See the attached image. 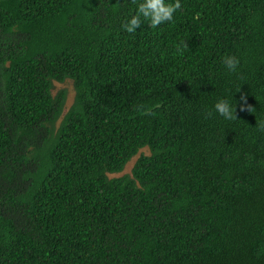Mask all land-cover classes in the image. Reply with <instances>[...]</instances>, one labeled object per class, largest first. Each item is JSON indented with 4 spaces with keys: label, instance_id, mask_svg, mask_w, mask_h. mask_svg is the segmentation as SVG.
Returning a JSON list of instances; mask_svg holds the SVG:
<instances>
[{
    "label": "trees",
    "instance_id": "1",
    "mask_svg": "<svg viewBox=\"0 0 264 264\" xmlns=\"http://www.w3.org/2000/svg\"><path fill=\"white\" fill-rule=\"evenodd\" d=\"M180 4L0 0V264H264V0Z\"/></svg>",
    "mask_w": 264,
    "mask_h": 264
},
{
    "label": "clouds",
    "instance_id": "2",
    "mask_svg": "<svg viewBox=\"0 0 264 264\" xmlns=\"http://www.w3.org/2000/svg\"><path fill=\"white\" fill-rule=\"evenodd\" d=\"M132 3L137 5L136 15L132 16L130 20H126L121 25L123 30L128 33H134L141 27L142 18L148 21V25L151 28H157L161 24L171 22L174 19V14L182 7L180 0H175L174 3H166V0H139V2L138 0H132ZM186 46L185 44L184 47ZM177 51L182 54V48L178 47ZM223 63L230 71L235 72L240 61L235 56H227L224 58ZM241 100L244 101V103L241 105L240 110L252 112L254 108L247 103V96H241ZM139 107L143 108L142 105ZM214 107L216 112L227 120L237 118L236 108L233 109L226 100L218 101ZM209 115H211V113H209Z\"/></svg>",
    "mask_w": 264,
    "mask_h": 264
},
{
    "label": "rangeland",
    "instance_id": "3",
    "mask_svg": "<svg viewBox=\"0 0 264 264\" xmlns=\"http://www.w3.org/2000/svg\"><path fill=\"white\" fill-rule=\"evenodd\" d=\"M60 87H64L66 89V99H65V106L64 107H67L73 99L74 91H73L72 81L69 79H65L61 82H55L54 86H53V91H55L57 88H60ZM140 150L147 152V149L145 147H142ZM136 156H137V153L134 156H132L126 162V164L124 165V168L121 172L130 170V167H131Z\"/></svg>",
    "mask_w": 264,
    "mask_h": 264
}]
</instances>
